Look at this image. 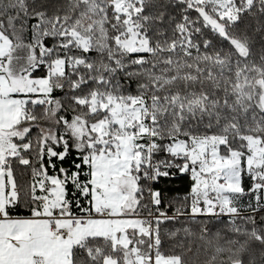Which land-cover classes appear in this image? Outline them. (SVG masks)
I'll use <instances>...</instances> for the list:
<instances>
[{
  "label": "snow or ice",
  "instance_id": "6c2138e0",
  "mask_svg": "<svg viewBox=\"0 0 264 264\" xmlns=\"http://www.w3.org/2000/svg\"><path fill=\"white\" fill-rule=\"evenodd\" d=\"M0 264H264V0H0Z\"/></svg>",
  "mask_w": 264,
  "mask_h": 264
},
{
  "label": "trees",
  "instance_id": "16d2710c",
  "mask_svg": "<svg viewBox=\"0 0 264 264\" xmlns=\"http://www.w3.org/2000/svg\"><path fill=\"white\" fill-rule=\"evenodd\" d=\"M255 39L257 41V47H259L260 36L259 34L255 35ZM187 182L183 179H175L172 181L166 182L162 185L164 196H165V207L168 202H172L173 207L169 208L168 211L172 213L174 211L176 203H178L179 198L184 196L187 192ZM191 228L192 234L189 236H185L183 232L177 237V241L182 242L186 246H190L193 249V253L196 252L198 247L201 245V241L199 240V227L196 224L189 223L181 218L180 221L172 222L169 224V228ZM176 241H168L169 244L175 243ZM193 253H189V256H193ZM194 258V257H193Z\"/></svg>",
  "mask_w": 264,
  "mask_h": 264
},
{
  "label": "built area",
  "instance_id": "2783aa9c",
  "mask_svg": "<svg viewBox=\"0 0 264 264\" xmlns=\"http://www.w3.org/2000/svg\"><path fill=\"white\" fill-rule=\"evenodd\" d=\"M169 214H171V213L169 212Z\"/></svg>",
  "mask_w": 264,
  "mask_h": 264
}]
</instances>
